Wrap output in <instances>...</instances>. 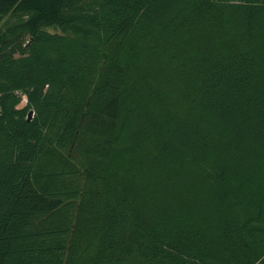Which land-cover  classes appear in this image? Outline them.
Returning <instances> with one entry per match:
<instances>
[{
  "label": "trees",
  "instance_id": "16d2710c",
  "mask_svg": "<svg viewBox=\"0 0 264 264\" xmlns=\"http://www.w3.org/2000/svg\"><path fill=\"white\" fill-rule=\"evenodd\" d=\"M6 16L0 264H264V0Z\"/></svg>",
  "mask_w": 264,
  "mask_h": 264
},
{
  "label": "rangeland",
  "instance_id": "374dc122",
  "mask_svg": "<svg viewBox=\"0 0 264 264\" xmlns=\"http://www.w3.org/2000/svg\"><path fill=\"white\" fill-rule=\"evenodd\" d=\"M12 21H14V18L12 16H6L4 18V20L2 22H0V27H4L7 23H10ZM50 31H52V30H50ZM24 103H25V100L23 98L21 105H24Z\"/></svg>",
  "mask_w": 264,
  "mask_h": 264
},
{
  "label": "built area",
  "instance_id": "2783aa9c",
  "mask_svg": "<svg viewBox=\"0 0 264 264\" xmlns=\"http://www.w3.org/2000/svg\"><path fill=\"white\" fill-rule=\"evenodd\" d=\"M25 100V99H24Z\"/></svg>",
  "mask_w": 264,
  "mask_h": 264
}]
</instances>
